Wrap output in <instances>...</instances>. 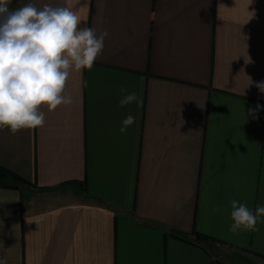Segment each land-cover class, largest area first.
I'll return each mask as SVG.
<instances>
[{
    "label": "crops",
    "instance_id": "0c3cea01",
    "mask_svg": "<svg viewBox=\"0 0 264 264\" xmlns=\"http://www.w3.org/2000/svg\"><path fill=\"white\" fill-rule=\"evenodd\" d=\"M36 2L109 36L91 71L71 73V105L0 131V166L28 182L0 187V259L264 264V217L229 231L230 200L264 206V0ZM122 86L142 108L119 107Z\"/></svg>",
    "mask_w": 264,
    "mask_h": 264
},
{
    "label": "clouds",
    "instance_id": "9594fccd",
    "mask_svg": "<svg viewBox=\"0 0 264 264\" xmlns=\"http://www.w3.org/2000/svg\"><path fill=\"white\" fill-rule=\"evenodd\" d=\"M11 4L12 0H0V131L7 129L15 135L44 126L42 107L51 112L73 103L72 96L64 94L71 73L82 75L84 70H92L103 54L109 32L105 29L97 34L76 10L63 4L39 6L36 0L18 8H11ZM86 83L81 81L82 86ZM256 86L264 93V82ZM120 92L119 107H143L137 91L122 86ZM136 121L129 112L121 122L120 133L126 134ZM229 205L233 221L230 232L259 230L257 223L264 217V206L257 205L253 211L236 199ZM0 264L6 261L0 259Z\"/></svg>",
    "mask_w": 264,
    "mask_h": 264
},
{
    "label": "trees",
    "instance_id": "16d2710c",
    "mask_svg": "<svg viewBox=\"0 0 264 264\" xmlns=\"http://www.w3.org/2000/svg\"><path fill=\"white\" fill-rule=\"evenodd\" d=\"M25 184H28L26 180L0 166V187H10L18 189L19 187ZM195 236L200 241H210V239L205 235L196 233Z\"/></svg>",
    "mask_w": 264,
    "mask_h": 264
}]
</instances>
